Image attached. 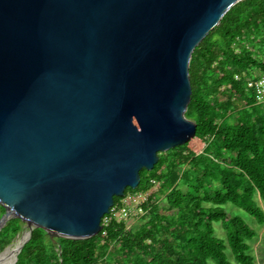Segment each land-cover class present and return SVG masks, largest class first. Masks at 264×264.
<instances>
[{
    "label": "water",
    "instance_id": "1",
    "mask_svg": "<svg viewBox=\"0 0 264 264\" xmlns=\"http://www.w3.org/2000/svg\"><path fill=\"white\" fill-rule=\"evenodd\" d=\"M240 1L0 0V228L29 232L11 264L35 228L98 235L115 196L196 137L191 58Z\"/></svg>",
    "mask_w": 264,
    "mask_h": 264
},
{
    "label": "trees",
    "instance_id": "2",
    "mask_svg": "<svg viewBox=\"0 0 264 264\" xmlns=\"http://www.w3.org/2000/svg\"><path fill=\"white\" fill-rule=\"evenodd\" d=\"M257 71H260L257 74ZM264 76V0H241L194 50L190 62L192 100L186 116L197 123L201 152L189 142L159 152L153 170L143 168L138 188L146 222L129 228L123 220L91 238L53 240L35 228L16 264H231L227 243L240 264H256L249 241L257 231L232 204L264 225V99L255 87ZM125 196H115L121 205ZM6 209L0 206V220ZM221 222L226 238L216 235ZM23 229L19 218L0 228V251Z\"/></svg>",
    "mask_w": 264,
    "mask_h": 264
},
{
    "label": "rangeland",
    "instance_id": "3",
    "mask_svg": "<svg viewBox=\"0 0 264 264\" xmlns=\"http://www.w3.org/2000/svg\"><path fill=\"white\" fill-rule=\"evenodd\" d=\"M259 73L260 71H257V74ZM204 147H205V143L197 137L193 138L189 142V148L196 152H201L204 149ZM159 189H160V184L159 183L155 184L153 190L158 195L156 199L157 200L161 199L160 200L162 202L161 204L162 206H164L165 203L162 200V194L159 193ZM134 209H135L134 207L130 208L129 215L124 217V221L126 222L129 228L137 229L143 223L146 222V218L141 216L140 213L135 212ZM227 209L232 214L242 216L248 222V224L251 225L257 231V236L249 241V244L251 246L249 253L254 257L256 264H264V225L259 224L250 214H248L242 208H239L232 204H228ZM215 228H216L217 236L226 238V231L221 222H216ZM25 230H28V227L23 224V229L18 233V235L15 237L12 243L8 245L4 250L0 251V254H2L4 251L7 250L2 256H0V264H11L13 259L12 253L16 249L18 241ZM226 254L228 256V259L231 261V264H240L235 260V256L231 251V248L228 245V243H227Z\"/></svg>",
    "mask_w": 264,
    "mask_h": 264
},
{
    "label": "built area",
    "instance_id": "4",
    "mask_svg": "<svg viewBox=\"0 0 264 264\" xmlns=\"http://www.w3.org/2000/svg\"><path fill=\"white\" fill-rule=\"evenodd\" d=\"M249 86H254L257 91V98L259 100L264 99V76H262L257 82H249ZM155 184L158 182L154 181ZM153 188L149 192H135L124 195L121 205H115L111 207L109 215L105 218V224H108L113 219L123 220L125 216L129 215L130 208L134 207V211L140 213L142 216L145 213L143 203L149 198V195L153 192Z\"/></svg>",
    "mask_w": 264,
    "mask_h": 264
},
{
    "label": "bare ground",
    "instance_id": "5",
    "mask_svg": "<svg viewBox=\"0 0 264 264\" xmlns=\"http://www.w3.org/2000/svg\"><path fill=\"white\" fill-rule=\"evenodd\" d=\"M28 235H29L28 230H25L24 233L22 234L21 238H20L19 241H18V244H17V246H16V249L22 244V242H24V241L26 240V238L28 237ZM16 249H15V250H16ZM15 250H14L13 253H12V258L14 257ZM6 257H7V256H6ZM3 258H4V257H3Z\"/></svg>",
    "mask_w": 264,
    "mask_h": 264
}]
</instances>
